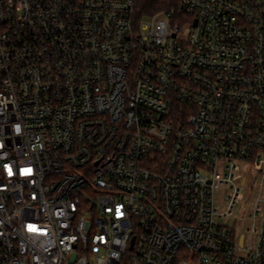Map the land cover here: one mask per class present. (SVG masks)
I'll return each instance as SVG.
<instances>
[{
  "label": "built area",
  "instance_id": "1",
  "mask_svg": "<svg viewBox=\"0 0 264 264\" xmlns=\"http://www.w3.org/2000/svg\"><path fill=\"white\" fill-rule=\"evenodd\" d=\"M171 3L0 0V264H264V0Z\"/></svg>",
  "mask_w": 264,
  "mask_h": 264
},
{
  "label": "trees",
  "instance_id": "2",
  "mask_svg": "<svg viewBox=\"0 0 264 264\" xmlns=\"http://www.w3.org/2000/svg\"><path fill=\"white\" fill-rule=\"evenodd\" d=\"M172 3L171 0H137L138 16L154 14Z\"/></svg>",
  "mask_w": 264,
  "mask_h": 264
},
{
  "label": "rangeland",
  "instance_id": "3",
  "mask_svg": "<svg viewBox=\"0 0 264 264\" xmlns=\"http://www.w3.org/2000/svg\"><path fill=\"white\" fill-rule=\"evenodd\" d=\"M241 208V205H239L236 209L237 212H239V209Z\"/></svg>",
  "mask_w": 264,
  "mask_h": 264
}]
</instances>
